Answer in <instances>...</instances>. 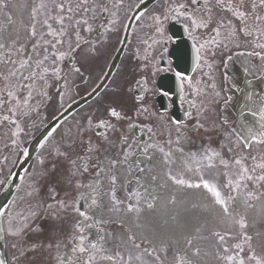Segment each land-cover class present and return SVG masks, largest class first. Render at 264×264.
Listing matches in <instances>:
<instances>
[{"label":"flooded vegetation","instance_id":"af4514ba","mask_svg":"<svg viewBox=\"0 0 264 264\" xmlns=\"http://www.w3.org/2000/svg\"><path fill=\"white\" fill-rule=\"evenodd\" d=\"M13 1L0 0V193L19 169L29 143L67 108L68 93L77 99L108 72L142 0H75L78 21L62 28L60 61L43 91L21 83L16 75L20 43L35 44V30L29 36L26 23L17 20L21 36H9ZM22 52L30 59L34 49ZM187 55L194 62L185 73L178 59ZM164 76L180 81L181 98L164 88L170 81L158 84ZM99 94L55 122L24 166L17 187H51L50 175L64 173L69 159L79 157L101 158L82 168L98 169L103 183L127 185L129 178L117 175L129 174L132 161L126 157L161 152L165 133L178 128L170 112L174 103L178 109L187 106L189 114L199 103L208 127L204 136L229 137L235 125L250 119L249 108L264 96V0H154L134 17ZM40 241L22 252L21 264L66 261L50 239ZM96 249L92 240L76 258L91 264Z\"/></svg>","mask_w":264,"mask_h":264},{"label":"rangeland","instance_id":"374dc122","mask_svg":"<svg viewBox=\"0 0 264 264\" xmlns=\"http://www.w3.org/2000/svg\"><path fill=\"white\" fill-rule=\"evenodd\" d=\"M43 48L44 50L37 52L34 62H30L31 78L42 77L47 69H52L56 63L54 49L58 50L59 47L52 45ZM24 63L25 60L21 59L18 67L21 80L30 76H25ZM38 71H42V74ZM43 79L44 77L39 80ZM72 96L68 94L67 99H71ZM197 126L198 122L194 119L180 124L178 131L170 135V141H164L169 147H164L163 152L157 154V157L171 170L178 163L175 153L186 157L188 163L197 172L200 182L208 187L226 213L230 214L231 221L225 224V227H229L224 232L225 236L219 232L210 234L201 230L193 236L180 240L178 245H164L163 257L158 258L156 250L152 247L144 243L137 247L131 242L127 230L119 221L95 223L98 221V214L105 211V204L102 205L100 202L102 198L106 199L105 203H111L119 210L131 211L136 208L142 192L137 188L141 178L134 175L136 169L142 170L143 167L131 169L132 186L128 188L118 186L115 190L103 191L89 188V185L80 188L77 179L81 172H79V162L76 160L68 164L65 173L51 175L52 189L38 187L26 189L19 186L15 191L2 214L5 256L13 257L16 245L32 247L35 240L27 232H33L34 225L38 227V224L45 222L46 225L54 227L57 234L55 239L60 245L61 221L66 225H75L78 221L87 224L90 220V225L94 226L95 223L100 240L102 242L103 239L104 242L100 246V258L113 257L116 264H131L136 258L140 264H264V210L257 214L253 224H249L246 216L257 201L264 200V145L259 143L261 151L251 162L252 165L241 163L236 157L239 148L235 146V141H231L227 154L217 149H209L203 144L195 145L192 135L196 133ZM141 175L143 176V173ZM119 193L122 196L120 198ZM112 194L120 203L111 200ZM240 194L244 209L235 205V199ZM81 196L86 198L88 215L78 214L77 204ZM134 249H137L138 254L132 256L130 251ZM13 264L20 263L14 261Z\"/></svg>","mask_w":264,"mask_h":264},{"label":"bare ground","instance_id":"6f19581e","mask_svg":"<svg viewBox=\"0 0 264 264\" xmlns=\"http://www.w3.org/2000/svg\"><path fill=\"white\" fill-rule=\"evenodd\" d=\"M24 7H27L26 0L14 3V16L29 19L31 13ZM8 30L11 38L21 36V30H16L13 20ZM262 126L261 122H255L246 127L245 133L252 131L259 134ZM174 156L178 163L172 170L157 157H150V167L146 170L143 184L140 186L142 195L135 209L123 211L111 203H105V211L100 214L99 220L119 221L131 236L142 239L157 253L163 252L164 245H178L180 240L201 230L210 234L219 232L225 236L224 232L229 228L225 227V224L230 223V214L226 213L208 187L200 182L197 172L186 157L178 153ZM235 205L243 208L241 194L235 199ZM263 210L264 200L260 199L246 213L249 224H253L257 214ZM130 253L133 256V252ZM112 258L99 256L93 264H116ZM131 264L139 263L135 261Z\"/></svg>","mask_w":264,"mask_h":264},{"label":"water","instance_id":"95a60500","mask_svg":"<svg viewBox=\"0 0 264 264\" xmlns=\"http://www.w3.org/2000/svg\"><path fill=\"white\" fill-rule=\"evenodd\" d=\"M85 100H86V99L82 100L81 102H83V101H85ZM4 203H5V200H4ZM4 203L0 205V213H1L2 209H3V207H4ZM0 264H4L1 255H0Z\"/></svg>","mask_w":264,"mask_h":264}]
</instances>
